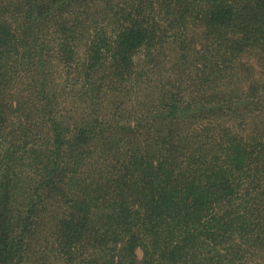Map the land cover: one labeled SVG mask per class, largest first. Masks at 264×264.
<instances>
[{
	"label": "trees",
	"instance_id": "16d2710c",
	"mask_svg": "<svg viewBox=\"0 0 264 264\" xmlns=\"http://www.w3.org/2000/svg\"><path fill=\"white\" fill-rule=\"evenodd\" d=\"M0 264H264V0H0Z\"/></svg>",
	"mask_w": 264,
	"mask_h": 264
},
{
	"label": "rangeland",
	"instance_id": "374dc122",
	"mask_svg": "<svg viewBox=\"0 0 264 264\" xmlns=\"http://www.w3.org/2000/svg\"><path fill=\"white\" fill-rule=\"evenodd\" d=\"M82 51H83V49H82ZM83 63H84V59H83V55L81 54V61H80L81 66H80V68H82ZM60 69H61V68H57V69H56V72H60ZM60 73H61V72H60ZM131 87H132L131 85H128V86H127L128 89L131 88ZM127 91H128V90L125 89V95H124V93H123V95L125 96V99H124V98H123V99L127 102V104H132V103H133V93H131V94H132V95H131V98H132V99L129 100L128 97H126L127 94H128ZM138 255H139L140 258L143 257V251H142V249H139V250H138Z\"/></svg>",
	"mask_w": 264,
	"mask_h": 264
}]
</instances>
